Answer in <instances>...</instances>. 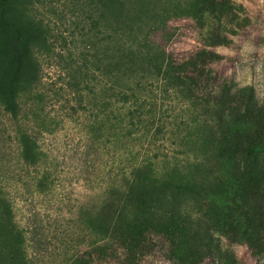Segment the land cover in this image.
<instances>
[{
  "label": "rangeland",
  "instance_id": "rangeland-1",
  "mask_svg": "<svg viewBox=\"0 0 264 264\" xmlns=\"http://www.w3.org/2000/svg\"><path fill=\"white\" fill-rule=\"evenodd\" d=\"M7 6L31 35L30 55L40 68L33 91L21 97L24 110L30 107L25 124L36 130L42 122L51 131L37 134L38 166H25L13 125L0 111V264H66L75 257L71 264H264V0H7ZM124 42L137 44L140 70L157 80L147 92L158 128L147 152L161 155L158 175L140 176L125 198L111 194L105 205L106 170L126 153L110 157L107 130L90 125L94 98H106L105 91L92 92L104 84L92 76L96 66L105 74L110 64L130 59ZM190 53L194 66L175 65ZM194 63L205 90L186 110L171 88ZM166 69L172 78L163 91ZM194 155L205 159L193 169L178 166ZM133 225L138 242L127 235ZM92 227L111 229L96 248Z\"/></svg>",
  "mask_w": 264,
  "mask_h": 264
},
{
  "label": "trees",
  "instance_id": "trees-1",
  "mask_svg": "<svg viewBox=\"0 0 264 264\" xmlns=\"http://www.w3.org/2000/svg\"><path fill=\"white\" fill-rule=\"evenodd\" d=\"M8 8L7 0H0V111L8 116L13 125L11 135H13V140L17 143L22 163L28 167H36L42 155L37 144V134L50 132L51 129L44 126L42 122L36 130L32 126L27 127L25 124V121H28L27 114L30 107L27 112L24 110L27 97L24 100H21V97H23V94H30L33 91L38 81L40 68L38 60L32 58L30 55L28 42L31 35L28 34L22 25L12 19ZM123 44L122 51L126 50L130 59L123 64H119L118 62H114L113 64V60H111L112 56L109 59L112 64H110L107 72L105 74L102 73L100 71L101 68L99 67V69L96 66L95 73L92 76L94 83L104 81L102 90L93 87L92 92L98 94L101 91H105L106 98H94L95 104L93 106L94 108L95 106L98 107L93 112V120L90 122V125L94 124L97 130H102L104 127L107 130L104 141L112 146L109 151L107 150L110 157H113L114 154L119 155V152L126 153V158L121 164L112 165L106 170V175L110 179L111 185L105 190L106 196L104 197L103 204L107 203L111 194L114 193L125 198L131 192L132 187L140 176H144L146 173H149L150 176H155L159 172L157 163L161 154H158V152L149 154L147 152L150 145L155 146L156 132H158V128L156 129V126L153 124L155 121L151 108L152 102H150L151 98L147 92L151 93L152 89L156 90L155 81L157 80L153 78L152 74H144L140 70L137 44L134 42H124ZM195 56V53H190L185 59L180 60L179 64L175 62V65H179L180 69L187 65L194 66L191 59H195ZM187 59L190 62H186ZM25 65H29V69H26ZM195 65V69L191 70L190 74H184L181 71L182 74H177L173 77L177 82L175 85L177 89L171 88V90L175 96L178 95L179 99L177 101L186 110L194 105L192 101L198 99L197 95L205 90V84L203 83L205 78L198 72V64L196 63ZM166 66H168L167 62L164 67ZM171 78L172 76H170L169 71L167 69L164 70L160 77L162 82L160 86H163V91L168 90L167 86L170 85L169 80ZM69 80L70 78L65 83L66 86L71 85V81ZM78 83L82 86L85 82L81 78ZM153 84H155L154 87ZM18 85H21V87L18 88ZM216 87L218 85L213 84L212 90L208 92V95L213 94ZM79 90L77 88L76 91ZM216 99L214 98V100ZM102 103H105L106 107L101 105ZM182 122H184V119ZM46 125H49V123H46ZM3 132L0 130V136ZM97 141V138L93 139V145L96 149L98 146ZM141 149L146 152L145 155H140L139 151ZM132 151L136 152V156ZM165 156L167 155L164 153L162 157ZM204 159L201 155H194L191 157L190 162L182 165L178 164V166H186L187 170H189L188 168L193 169ZM115 181L119 183L115 184ZM191 181L192 179L188 177V181L185 183L187 189H191ZM5 200L7 203L9 202L6 198ZM8 204L6 206L7 209H9ZM132 221L135 222L136 220ZM110 230L109 228H105L100 231L92 227L91 231L93 235L89 243L94 245L95 248L98 247L101 242L109 239ZM124 231H126V228L122 232ZM129 231L131 233H127V235L131 236L130 239L138 242L136 241V238L139 237L137 226L133 225ZM23 236L22 234V241H24ZM121 248L129 250L125 244H122ZM76 259L75 257L71 262H67L66 264H71ZM168 259L178 262L175 257L171 258L168 256Z\"/></svg>",
  "mask_w": 264,
  "mask_h": 264
}]
</instances>
